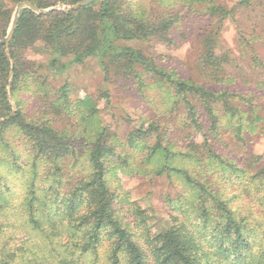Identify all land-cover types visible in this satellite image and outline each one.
I'll use <instances>...</instances> for the list:
<instances>
[{
	"label": "trees",
	"instance_id": "16d2710c",
	"mask_svg": "<svg viewBox=\"0 0 264 264\" xmlns=\"http://www.w3.org/2000/svg\"><path fill=\"white\" fill-rule=\"evenodd\" d=\"M23 1L47 9L81 0H0V40L13 13L7 2ZM251 5L237 0L240 9ZM180 6L202 7L213 22L195 80L139 48L173 42ZM234 13L216 0H96L47 15L22 10L10 57L0 45V120L12 112L8 88L17 106L0 123V264H264V165L259 156L239 162L221 151L225 135L242 145L264 135L261 106L228 88L234 60L220 37ZM31 52L47 54V65L32 61ZM91 60L107 87L135 83L164 94L167 105L156 117L166 122L141 118L122 142L101 124L89 97L72 103L67 88L49 91L43 69L59 74ZM25 95L37 115H28ZM103 97L108 101L109 92ZM174 113L185 135L179 140L168 126ZM62 118L68 126L61 130L55 122ZM118 171L166 177L180 188L166 198V224L156 228L150 209L113 186Z\"/></svg>",
	"mask_w": 264,
	"mask_h": 264
},
{
	"label": "rangeland",
	"instance_id": "374dc122",
	"mask_svg": "<svg viewBox=\"0 0 264 264\" xmlns=\"http://www.w3.org/2000/svg\"><path fill=\"white\" fill-rule=\"evenodd\" d=\"M216 2L229 9L235 8L233 17L225 22L220 37L221 46L230 51L234 60L228 73L233 82L228 85V88L243 97L253 98L254 104L261 106L264 113V0H252L250 7L241 9L237 7V0H216ZM7 4L13 9L8 34L15 8L19 3L14 6L9 2ZM177 12L180 14L179 23L171 33L173 40L171 44L152 41L141 44L139 48L159 65L176 71L184 78L195 80L198 79L196 66L201 51V41L203 36L211 31L213 22L202 7L190 9L180 6ZM29 58L36 63L47 65L49 56L31 52ZM41 73L47 78L49 91L56 93L67 88L72 103L89 97L97 105L101 124L115 132L122 142L141 118L163 120L156 115L161 113L167 105L164 94H160L156 89L139 91L135 83H118L107 87L99 66L94 60L87 62L84 66L69 67L59 74H52L47 69H43ZM104 91L109 92L108 101L103 97ZM142 94H145L147 98L156 97L157 99L151 102L149 100L152 99H146ZM12 101L17 110L13 99ZM24 101V108L29 116L39 113L37 103L31 95H25ZM177 114H173L174 119H169L168 125L171 130L178 132H176L175 140L185 136L179 132ZM164 122L166 120L161 123L164 124ZM55 123L61 130L68 126V120L64 118ZM197 140L203 141L201 136H197ZM223 144L221 151L224 155L235 158L239 162L244 158L259 156L264 165V135L260 132L250 136L245 145L235 142L230 135H225ZM116 174V176H110L113 186H120L129 193L132 201L142 208L150 209L154 215L153 221L156 228L166 224L168 220L166 212L169 209L166 198L174 197L180 188L172 186L166 177H151L143 173L129 175L121 171Z\"/></svg>",
	"mask_w": 264,
	"mask_h": 264
},
{
	"label": "water",
	"instance_id": "95a60500",
	"mask_svg": "<svg viewBox=\"0 0 264 264\" xmlns=\"http://www.w3.org/2000/svg\"><path fill=\"white\" fill-rule=\"evenodd\" d=\"M94 1H96V0H82L80 3H78L74 6H71L69 8H67L63 5H58L55 8H48V9L38 8L37 6H35L33 3L29 2V1H24L22 3H19L16 6L15 11H14L10 30H9L6 38L3 40H0V45H3L6 48L7 55L10 57L9 45H10V42H11L13 36H14L15 30L18 26L20 14H21L22 10H30L37 15H47V14H49L51 12H55V11H62L64 13H70L71 11H76L78 9H81L82 7L92 3ZM8 96H9V100H10V103L12 106V114L7 119H9L16 111L15 105L13 104V101H12L11 96H10V88H8ZM7 119H1L0 123L4 122Z\"/></svg>",
	"mask_w": 264,
	"mask_h": 264
}]
</instances>
